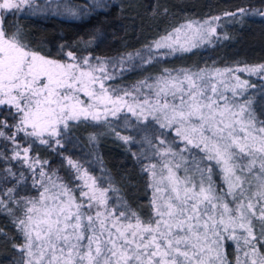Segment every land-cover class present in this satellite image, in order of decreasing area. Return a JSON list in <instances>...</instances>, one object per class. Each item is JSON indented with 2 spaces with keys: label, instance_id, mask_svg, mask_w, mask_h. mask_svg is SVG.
I'll list each match as a JSON object with an SVG mask.
<instances>
[{
  "label": "snow or ice",
  "instance_id": "obj_1",
  "mask_svg": "<svg viewBox=\"0 0 264 264\" xmlns=\"http://www.w3.org/2000/svg\"><path fill=\"white\" fill-rule=\"evenodd\" d=\"M108 6L92 0L85 9ZM37 7V0H0V216L14 229L0 228V242L16 253L10 264H264V111L246 95L255 85L238 74L264 79V63L164 68L129 90L111 83L119 75L113 69L125 70L123 57L85 55L63 43L48 55L18 24H7ZM223 15L242 22L264 17V7ZM220 19L174 26L145 45L147 56L138 50L127 60L152 64L210 45ZM89 122L128 146L146 203L134 206L98 155L99 176L90 161L64 154L68 133ZM39 149L61 157L60 166ZM13 161L28 175L14 171ZM29 179L35 194H21Z\"/></svg>",
  "mask_w": 264,
  "mask_h": 264
},
{
  "label": "trees",
  "instance_id": "obj_2",
  "mask_svg": "<svg viewBox=\"0 0 264 264\" xmlns=\"http://www.w3.org/2000/svg\"><path fill=\"white\" fill-rule=\"evenodd\" d=\"M109 5L105 9L91 8L92 0H69V7L81 14L72 16H59L52 12H27L23 11L15 16H8L7 24H18L26 39L44 51L45 54L55 56L59 44H77L80 51L87 55L118 60L121 57L128 62L130 70L123 71L113 84L128 88L137 82L148 78L154 80L161 70L201 68H225L264 63V17L248 15L242 22L226 17L220 26L219 39L212 44H206L199 49L188 53H178L171 57L159 58L152 64H144L138 58L127 60V54L139 50L147 56L145 45L150 44L160 35L169 31L174 24L184 19L200 20L213 16H224L225 12L235 11L237 8H261L264 0H105ZM157 8V13L152 14V8ZM82 9H85L81 12ZM167 9V13H164ZM227 39H224V36ZM83 41H92L85 49ZM249 81L251 87L246 95L253 101V108L260 113L264 111V83L252 77H241ZM122 123V122H114ZM118 130L124 135H136L139 139L142 133H137L134 128ZM95 135L97 143L90 142V136ZM2 144V142H0ZM128 146L116 140L109 134L103 124L82 123L72 128L66 138L64 154L74 159L90 161L95 175H101L102 166L109 170L110 175L125 187L126 195L135 206L137 203L147 202L144 196V175L140 171V164L126 150ZM140 145L133 144V152L139 151ZM42 158L51 162V166L58 168L61 157L44 149H39ZM148 161H143L147 163ZM87 167L88 165L85 164ZM0 162V168H3ZM14 171L20 169L13 161ZM60 175L66 176L61 169ZM11 186V185H9ZM21 194H35L31 189V179L26 185L21 186ZM146 211V210H145ZM7 225V227H5ZM0 228L8 232L14 229L8 224L6 217L0 216ZM16 253L9 245L0 242V264H10V258Z\"/></svg>",
  "mask_w": 264,
  "mask_h": 264
},
{
  "label": "rangeland",
  "instance_id": "obj_3",
  "mask_svg": "<svg viewBox=\"0 0 264 264\" xmlns=\"http://www.w3.org/2000/svg\"><path fill=\"white\" fill-rule=\"evenodd\" d=\"M68 1L69 0H46V1H44V2H38L37 1V5H38V7L34 10V11H30V10H27V9H25L24 11H27V12H31V13H35V12H52V13H55L56 12V15H59V16H67L68 15V13L65 11V7L67 6V7H69V4H68ZM60 5V7L58 8L57 7V5ZM221 17V19H220V21L218 22L219 23V25L221 26L222 24H223V22H224V19L226 18L225 16H220ZM205 19H209V18H205ZM188 20H194V19H184V20H182V21H179V22H177L176 24H174L173 25V27L174 26H178V25H180V24H183V23H185L186 21H188ZM202 20H204V19H200V20H198V21H202ZM220 26L217 28V35L219 36V31H220ZM172 27V28H173ZM171 28V29H172ZM171 29L169 30V31H171ZM216 38H213V41L215 40ZM206 45V44H205ZM205 45H202L201 47H203V46H205ZM201 47H198V48H195V49H199V48H201ZM161 51H166V50H161ZM178 54V53H177ZM180 54V53H179ZM176 55V54H175ZM173 56V55H172ZM166 57H171V56H166ZM162 58H164V57H162ZM123 68L125 69L124 71H127V70H130L131 69V67L130 66H128V62L127 61H125V63H124V65H123ZM114 71H116L117 73H119V75H120V73L121 72H123V71H121L120 70V68L119 67H117V68H115V69H113ZM194 71V70H193ZM241 77H252V78H254V79H259V80H261L263 83H264V79H261V77L259 76V75H249L248 73H238ZM119 75H118V77H119ZM155 79V78H154ZM242 79V78H241ZM151 82H153V80L151 81ZM151 82H149V83H151ZM111 83H113V81H111ZM134 85H131V86H129L128 87V89L129 90H131L132 89V87H133ZM143 91L145 92V93H147L148 92V89H143ZM135 131H136V129H135Z\"/></svg>",
  "mask_w": 264,
  "mask_h": 264
},
{
  "label": "water",
  "instance_id": "obj_4",
  "mask_svg": "<svg viewBox=\"0 0 264 264\" xmlns=\"http://www.w3.org/2000/svg\"><path fill=\"white\" fill-rule=\"evenodd\" d=\"M38 2H44V1H46V0H37Z\"/></svg>",
  "mask_w": 264,
  "mask_h": 264
}]
</instances>
